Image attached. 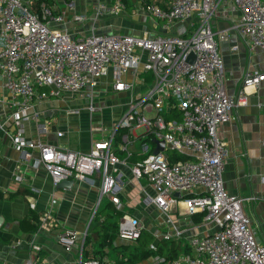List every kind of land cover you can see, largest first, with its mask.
I'll list each match as a JSON object with an SVG mask.
<instances>
[{"label": "built area", "instance_id": "built-area-1", "mask_svg": "<svg viewBox=\"0 0 264 264\" xmlns=\"http://www.w3.org/2000/svg\"><path fill=\"white\" fill-rule=\"evenodd\" d=\"M125 7L122 0L111 4L98 0L86 14L75 11L74 0H64L62 10L41 0H0V133L24 152L33 168L48 174L54 187L62 180L93 184L97 178L98 197L90 222L99 217L103 198L117 209L121 206L118 166H126L136 182L144 181L153 191L148 199L163 213L168 227L161 240L183 239L180 244L188 251L152 264H264V245L256 240L244 211L246 199L223 187L230 152L217 137L218 126L231 119L236 105L245 104L247 90L264 83V71L247 70L238 96L228 95L219 44L232 31L248 48L264 52V0H137L135 12L153 18V29L138 35L94 31L105 14L117 17ZM221 20L228 21V27H218ZM85 22H90L91 31L80 37L66 28L67 23ZM177 23H185L184 32L170 33ZM107 75L114 93L129 94L109 133L86 153L42 142L41 136L51 134L58 110H36V104L79 96L88 99L87 111L93 115L101 111L94 89ZM96 127L104 132L101 125ZM54 134L64 136L62 131ZM152 140L162 141L163 150L154 153L157 144ZM260 144L264 147V138ZM118 151L125 156L120 158ZM33 152L37 157L32 158ZM133 154L138 160L128 164ZM58 200L55 194L50 196L37 226L60 228L57 242L68 252L79 242L83 246L88 231L80 234L60 226L53 216ZM29 206L34 209V200ZM171 213L201 214L202 222L215 229L207 235L184 236V228L173 226ZM142 229L137 218L123 214L117 237L135 241ZM149 250L156 251L155 244ZM79 264L115 263L85 258L80 249Z\"/></svg>", "mask_w": 264, "mask_h": 264}, {"label": "crops", "instance_id": "crops-1", "mask_svg": "<svg viewBox=\"0 0 264 264\" xmlns=\"http://www.w3.org/2000/svg\"><path fill=\"white\" fill-rule=\"evenodd\" d=\"M53 1L55 7L59 10L63 9L64 0ZM96 1L98 2V0H74L75 11L91 14L92 6ZM104 1L112 3V0ZM122 1L126 6L123 13L117 17L105 14L95 25L94 31L100 34L138 35L153 29L156 24L154 20L146 14L135 12V0ZM145 21L149 26L138 23ZM228 25L229 22L226 20L217 23L220 28H226ZM66 28L74 37H80L91 31V24L90 22L67 23ZM184 30L185 23H177L172 26L170 33L182 34ZM234 45L237 46V50L232 51L231 47ZM219 53L222 57L225 89L230 96H238L243 76L247 70L264 71V52L258 48H248L235 32H228L227 41L219 44ZM101 82L106 84V87L101 90L102 93L111 90V75H107L99 80L94 89L95 95L99 94L98 88ZM111 92L113 91L111 90ZM113 94L117 99L114 98L110 101H114L115 105L101 108L100 112L93 115L87 111L88 99L79 96L65 95L56 100L61 101L63 106L68 104L70 107L73 106L70 105L73 101H80L82 109L67 106L61 108L53 105L44 106L43 103L49 100L37 103L36 110L43 111L49 108L58 110V116L52 124L51 134L41 136L42 142L66 146L82 153L88 152L94 142L101 140L109 133V128L125 109L128 92H113ZM99 99L95 98L96 105ZM243 99L245 104L236 105L231 119L217 128L219 141L225 144L230 152L222 174L223 187L229 194L246 199L244 211L252 223L256 240L264 245V147L260 144L264 138V83L255 90H247V95ZM117 100H123L124 103L120 105ZM67 109H75L79 113L69 115L66 113ZM100 125L104 127L102 134L94 130V127L97 130L102 128L99 127ZM31 128L34 129V125ZM56 131L64 132V136L56 137L54 134ZM23 153L16 150L10 140L0 133V217L3 220L0 225V264H79L80 249H84L85 258L100 257L105 262L117 264V258L120 259L124 254L118 249L119 246L136 245V240H120L116 235L110 242V246L103 248V252L97 247V244L92 243L84 247V243L81 246L80 242L71 251L66 252L57 242L60 228L58 230L48 227L39 229L37 226L36 230L22 231L18 225L19 220L28 216L30 211L38 218L46 210L50 196L55 194L59 200L53 216L60 222V226L74 229L80 234L88 231L86 236H90L94 228L92 225L94 222H90V217L97 201L99 189L97 178H94L93 184L72 181L70 188L56 189L50 176L42 170L33 168L30 162H26ZM37 155V152H33L32 158ZM116 155L123 158L125 153L118 151ZM137 160V154L127 158L128 164ZM31 161L33 160L31 159ZM118 170L121 173L123 185L119 194L121 206L117 209L109 198H103L97 211L109 206L115 211L121 212L122 215L130 214L137 218L142 224V231L150 233L153 237L147 246L148 249L151 244H155L157 250L158 244L164 241L161 240V236L168 230L163 213L155 207L157 211H154L152 219L148 221L140 215V211L144 207L133 206L138 195L134 198L128 197V189L133 184L139 185V196L142 198L148 191L152 193L150 196L152 197L153 191L144 181L136 182L126 166L120 165ZM16 176L20 177V181L16 180ZM31 199L34 200V209L29 206ZM125 207L137 209V214L127 212ZM171 214L174 215L172 217L170 215L173 226L184 228V236L207 235L215 229L211 224L202 222L201 214L184 217H179L176 213ZM104 216L105 214L99 215V220L96 223L100 224ZM118 220L119 218H117V222ZM182 240L180 242L183 243ZM180 247L178 255L188 252L185 245L182 247L180 244ZM91 249L92 251H90ZM158 259L164 258L153 256L140 264H152Z\"/></svg>", "mask_w": 264, "mask_h": 264}, {"label": "trees", "instance_id": "trees-1", "mask_svg": "<svg viewBox=\"0 0 264 264\" xmlns=\"http://www.w3.org/2000/svg\"><path fill=\"white\" fill-rule=\"evenodd\" d=\"M44 1L48 6H52L54 4L53 0H41ZM38 4L37 2H35ZM180 159H186L185 156L178 157ZM114 208H110L109 206H106L104 209H99L98 216L101 214H105L104 219L100 222V224H97V220H99V217H95L92 222H94L93 230L91 231L90 236H86L84 240V247L88 246L89 244H97V247L99 249H102L105 247L110 246V242L116 237L117 235V227L118 222L117 218H119L122 213L115 211ZM19 228L22 231H33L37 228V218L34 216V213L32 211L29 212L28 216L23 218L22 220H19L18 222ZM153 240V237L150 233L145 231H141L140 236L136 240L135 246H119L118 249H120L121 252H124L122 254L121 258H117L116 263L117 264H140L143 261L147 260L150 257L158 256L161 258L172 259L178 256V253L180 252V241L176 242L173 240L168 241H162L158 244V248L155 252L148 249V245ZM114 249V247H113ZM84 252V249H83ZM98 253L99 250H98Z\"/></svg>", "mask_w": 264, "mask_h": 264}, {"label": "rangeland", "instance_id": "rangeland-1", "mask_svg": "<svg viewBox=\"0 0 264 264\" xmlns=\"http://www.w3.org/2000/svg\"><path fill=\"white\" fill-rule=\"evenodd\" d=\"M130 1L131 0H128V2H130ZM135 3L137 4V0H135ZM130 8H132V5H130ZM151 19L153 20V18H151ZM138 23L139 24H143L145 26H149L146 21L143 22V23H141V22H138ZM105 87H106V84L104 82H101L100 85H99V88H98L99 89V94L95 95V98H97V99L101 98V99H99L97 101V105H99L100 108H106V107L108 108V107H112V106L115 105L114 101H110V100L116 98L114 96L113 92H111V90L107 91V92H104V93L101 92V90H103V88H105ZM89 91L90 90L87 89L86 98H90V92ZM107 98H109V100H107ZM79 103H80V101H78V102H76V101L74 102L73 101L70 104V105H73L72 107L68 106V104L63 106V103L61 101L51 98V99H49L48 102H44L43 104H44V106L53 105V106H58L60 108L67 106V107H70V108H81L82 109L83 106H82L81 103L80 104ZM117 103L122 105L124 103V101L123 100H117ZM128 194H129L128 195L129 198H134L135 196L138 195L137 196V201H136V203H134L133 206L136 207V206L141 205V207L139 206L140 208L144 207V209L140 211V215L144 216L148 221L150 219H152V215L154 214V211H157L155 206L153 205V203L148 199L149 198L148 196H151L152 193L150 191H148L147 193L144 194V197L142 198V197L139 196L140 195L139 194V185L133 184V185H130V188L128 189ZM140 198H141V200H140ZM125 210L127 212H129V213L135 214L137 209H135V208L131 209V208L125 207ZM172 216H174V215L171 214V217Z\"/></svg>", "mask_w": 264, "mask_h": 264}, {"label": "water", "instance_id": "water-1", "mask_svg": "<svg viewBox=\"0 0 264 264\" xmlns=\"http://www.w3.org/2000/svg\"><path fill=\"white\" fill-rule=\"evenodd\" d=\"M189 61L190 62H192L193 61V55L191 54L190 56H189ZM152 142H154V143H156L157 144V146L155 147V149H154V153H157L159 150H163V142L162 141H160V142H157L156 140H152ZM24 154V153H23ZM72 180H62L61 182H59L56 186H55V188L56 189H60V188H70L71 187V185H72ZM176 198H179L180 196H179V194L178 193H176L175 195H174ZM2 217H0V225L2 224Z\"/></svg>", "mask_w": 264, "mask_h": 264}]
</instances>
